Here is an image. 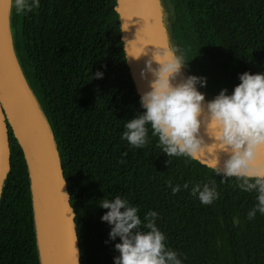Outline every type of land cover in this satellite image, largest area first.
<instances>
[{
  "label": "trees",
  "instance_id": "1",
  "mask_svg": "<svg viewBox=\"0 0 264 264\" xmlns=\"http://www.w3.org/2000/svg\"><path fill=\"white\" fill-rule=\"evenodd\" d=\"M167 45L207 103L264 134V0H168ZM115 0H11L15 56L58 147L80 264H264V177L169 142L133 87ZM0 264H40L30 180L9 131Z\"/></svg>",
  "mask_w": 264,
  "mask_h": 264
},
{
  "label": "water",
  "instance_id": "2",
  "mask_svg": "<svg viewBox=\"0 0 264 264\" xmlns=\"http://www.w3.org/2000/svg\"><path fill=\"white\" fill-rule=\"evenodd\" d=\"M120 41L133 87L163 136L196 163L219 173L264 177V142L240 145L207 134L189 120L173 99L154 47L152 0H115ZM165 47L181 75L205 105L256 135L257 132L209 105L186 78L170 52L160 0H153ZM0 0V193L10 169L9 131L28 170L36 245L40 264H80L74 213L53 132L30 90L14 53L9 24Z\"/></svg>",
  "mask_w": 264,
  "mask_h": 264
},
{
  "label": "bare ground",
  "instance_id": "3",
  "mask_svg": "<svg viewBox=\"0 0 264 264\" xmlns=\"http://www.w3.org/2000/svg\"><path fill=\"white\" fill-rule=\"evenodd\" d=\"M2 1L6 14L9 0ZM150 18L153 30V42L159 67L173 99L179 105L185 116L191 120L197 128L226 142L240 145L258 142L263 143V137L225 119L216 111L207 107L199 98L198 94L191 88L189 83L181 75L178 67L165 47L153 0L150 4Z\"/></svg>",
  "mask_w": 264,
  "mask_h": 264
},
{
  "label": "rangeland",
  "instance_id": "4",
  "mask_svg": "<svg viewBox=\"0 0 264 264\" xmlns=\"http://www.w3.org/2000/svg\"><path fill=\"white\" fill-rule=\"evenodd\" d=\"M160 4L161 6L164 7V9H166V11H168V15L166 16V20H167V28L170 27L171 22L173 21V15H172V9H171V5L170 2L168 0H160Z\"/></svg>",
  "mask_w": 264,
  "mask_h": 264
}]
</instances>
